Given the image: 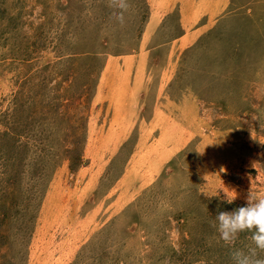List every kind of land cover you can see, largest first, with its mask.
<instances>
[{
    "label": "rangeland",
    "instance_id": "374dc122",
    "mask_svg": "<svg viewBox=\"0 0 264 264\" xmlns=\"http://www.w3.org/2000/svg\"><path fill=\"white\" fill-rule=\"evenodd\" d=\"M128 5L0 0V264L253 247L212 225L264 196V0Z\"/></svg>",
    "mask_w": 264,
    "mask_h": 264
},
{
    "label": "clouds",
    "instance_id": "9594fccd",
    "mask_svg": "<svg viewBox=\"0 0 264 264\" xmlns=\"http://www.w3.org/2000/svg\"><path fill=\"white\" fill-rule=\"evenodd\" d=\"M109 6L114 10L113 18L123 24L128 0H109ZM235 198L236 195L226 202L230 204ZM212 226L227 246L234 245L238 233H251L253 247L247 253L233 248L230 252L233 264H264V259L257 258L258 251L264 252V196L249 195L243 206L230 212L219 211Z\"/></svg>",
    "mask_w": 264,
    "mask_h": 264
}]
</instances>
